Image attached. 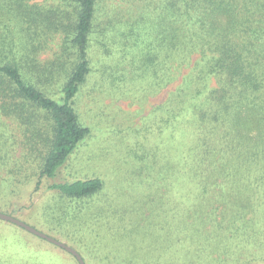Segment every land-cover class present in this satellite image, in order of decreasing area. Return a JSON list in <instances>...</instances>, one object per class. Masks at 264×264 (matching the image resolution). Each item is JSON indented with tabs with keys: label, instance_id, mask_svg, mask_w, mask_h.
<instances>
[{
	"label": "trees",
	"instance_id": "obj_1",
	"mask_svg": "<svg viewBox=\"0 0 264 264\" xmlns=\"http://www.w3.org/2000/svg\"><path fill=\"white\" fill-rule=\"evenodd\" d=\"M123 2L136 16L109 18ZM93 43L104 81L120 64L149 94L171 85L153 113L190 194L152 227L149 264H264V0H0V208L35 175L72 199L103 189L58 180L90 134Z\"/></svg>",
	"mask_w": 264,
	"mask_h": 264
},
{
	"label": "rangeland",
	"instance_id": "obj_2",
	"mask_svg": "<svg viewBox=\"0 0 264 264\" xmlns=\"http://www.w3.org/2000/svg\"><path fill=\"white\" fill-rule=\"evenodd\" d=\"M117 9L110 10L109 18L128 16L131 20L138 13L125 2ZM92 49V72L76 101L80 120L90 134L58 180L100 177L103 189L91 197L72 199L52 191L47 178L38 186L35 175L2 201L0 212L74 248L85 264H149L157 256L156 251L149 252L157 248L152 227L162 226L165 210L173 207L170 212L176 213L179 206H186L176 200L183 194L185 201L190 194L185 183L180 191L172 183L176 154L171 131H164L159 114L153 113L171 85L149 94L145 79L133 77L132 67L120 64L111 72L124 81L117 86L104 81L97 72V62L102 59L97 57L94 43ZM0 264L80 262L66 249L0 219Z\"/></svg>",
	"mask_w": 264,
	"mask_h": 264
},
{
	"label": "water",
	"instance_id": "obj_3",
	"mask_svg": "<svg viewBox=\"0 0 264 264\" xmlns=\"http://www.w3.org/2000/svg\"><path fill=\"white\" fill-rule=\"evenodd\" d=\"M0 219L15 223L18 226H21V227L25 228L26 230L30 231L31 233H33L39 237L45 238L48 241H50L51 243H54V244H56V245H58L64 249H66L67 251L71 252L72 254H74L77 257L80 264H85L84 259L82 258V256L80 255V253L77 250H75L74 248L70 247L69 245L63 243L62 241L38 230L37 228H35L32 225L24 222L23 220H21L17 217H14L13 215H10L8 213H4V212H0Z\"/></svg>",
	"mask_w": 264,
	"mask_h": 264
}]
</instances>
